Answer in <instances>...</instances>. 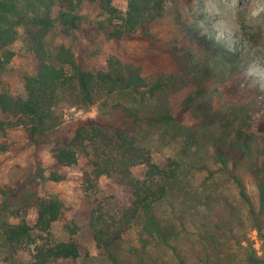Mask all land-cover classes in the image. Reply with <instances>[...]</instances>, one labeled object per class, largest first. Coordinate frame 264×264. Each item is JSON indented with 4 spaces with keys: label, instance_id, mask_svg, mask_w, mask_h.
<instances>
[{
    "label": "rangeland",
    "instance_id": "1",
    "mask_svg": "<svg viewBox=\"0 0 264 264\" xmlns=\"http://www.w3.org/2000/svg\"><path fill=\"white\" fill-rule=\"evenodd\" d=\"M127 1L113 0V5L125 10ZM64 6L63 2L56 3L53 15ZM164 7L163 15L150 25L152 39L136 33L116 41L94 27L90 30L86 22L79 29L55 25L46 33L44 47L49 55L61 46L69 48L78 64L92 71L106 69L107 59L116 56L139 65L142 75L148 79L168 77L173 86L162 97L159 95L160 99L147 102L148 109L159 116V125L141 134L140 141L149 149L152 161L159 165L185 154L186 162L196 167L189 170L193 190L214 191L211 203L214 207L209 218L219 224L209 225L205 231L207 227H203L200 214L188 202L183 207V218H178L184 220L183 227L181 222L178 229L181 233L178 249L188 264L199 263L207 251L210 264H246V252L250 250L264 261V207L260 210L256 187L257 174L264 172V0H165ZM79 13L94 24L106 17L99 1H84ZM194 26L211 29L228 48L243 40L249 41L255 58L244 72L225 69L220 76L201 70L192 57L199 54L202 46L193 42L187 31V27ZM15 29L14 40L0 49V92L24 98V77L38 70L40 60L26 43L24 27ZM6 51L12 52L7 60L3 54ZM254 78L258 84H254ZM71 100L67 96L60 101V114L65 122L96 118L107 111L99 99L86 107L70 105ZM14 120L0 110V188L14 187L19 182L23 185L19 194H28L29 204L33 198L31 193L55 195L64 202L66 208L52 223L51 235L58 240L76 242L80 256L75 260L58 259L53 264H112L94 241L92 211L108 216L128 208L133 200L132 188L117 184L105 175L88 186L83 171L90 172L92 165L91 156L86 155H80L73 165L56 168L64 178L51 180L53 144L33 143L23 126H9ZM162 131L166 134H161ZM244 134L248 136L247 141L242 140ZM217 143L231 145L234 157L239 155L242 145L249 146L250 153L240 156L236 170L251 197L254 215L249 213L227 176L213 171L212 148ZM145 170L144 164L132 167L138 179L144 177ZM3 199L0 194V210H4ZM182 205L176 200L175 211L180 213ZM203 205L198 209L204 211ZM21 207L19 211L25 220L34 225L36 207L27 204ZM163 208L164 205L159 211ZM5 214L10 222L18 220L10 212ZM202 233H207L203 238L207 250ZM136 239V234L130 232L118 249H128L136 244ZM13 261L28 264L30 255L26 250L16 251ZM0 264L12 263L0 253Z\"/></svg>",
    "mask_w": 264,
    "mask_h": 264
},
{
    "label": "trees",
    "instance_id": "2",
    "mask_svg": "<svg viewBox=\"0 0 264 264\" xmlns=\"http://www.w3.org/2000/svg\"><path fill=\"white\" fill-rule=\"evenodd\" d=\"M84 1H99L106 17L95 24L88 20L79 13ZM58 2L65 3V6L54 16L53 6ZM164 3L165 0H128L125 10H121L113 5V0H0V49L14 40L15 28L22 25L26 43L40 60L38 70L24 77L26 97L0 92V110L15 119L9 122V126H23L35 144H53L51 180L64 178L56 168L73 165L80 155H86L91 156L89 162L92 165L90 172L83 171V179L88 186L105 175L133 190V200L128 208L118 209L108 216L92 211L94 241L112 264H188L178 249L177 242L181 238L178 229L183 220L178 218H183V207L189 202L190 207L197 209L196 214H200L203 227H207L205 231L209 225L219 226L217 221L209 218L214 207L211 206L214 191H206V188L193 190L189 170L196 167L186 162L185 154L159 165L152 161L149 149L140 141L143 138L141 134L159 125V116L148 109L147 102L160 99L159 95L162 97L173 86L168 77L148 79L142 75L139 65L124 62L116 56L107 59L106 69H84L69 48L61 46L49 55L44 47V37L55 25L79 29L87 22L90 30L94 27L116 41L136 33L152 39L150 25L163 15ZM187 31L193 42L202 46L192 61L207 73L221 76L225 69H242L244 72L246 65L255 58L252 45L247 40L228 48L209 28L194 26L187 27ZM3 54L7 60L12 52ZM253 82L258 84L256 78ZM67 96L72 98L68 101L70 105L84 107L99 99L107 111L96 118L65 122L60 114V101ZM247 139L244 134L242 140ZM231 149L228 143L213 146V171L227 176L241 201L248 206L249 213L254 215L251 197L236 170L240 156L250 153L249 146L242 145L236 157ZM138 164L146 166L142 179L135 178L132 173V167ZM256 187L261 210L264 207L263 171L257 174ZM21 189L23 185L19 182H15L14 187L6 185L0 188V194L4 196V210H0V253L12 264H16L14 253L20 250L28 251V264L78 259L80 251L76 242L58 240L51 235L52 223L66 208L64 202L55 195L31 193L33 198L29 204L30 197L19 194ZM176 200L183 204L180 213L174 208ZM23 204L36 207L34 225H30L19 211ZM202 204L206 207L204 211L198 209ZM162 205L165 208L159 211ZM5 212H10L18 220L10 222ZM132 231L136 234V244L128 249H118ZM206 234L202 233L201 239L207 250V243L203 240ZM208 258L207 251L197 264H210ZM245 263L264 264V261L250 250L246 252Z\"/></svg>",
    "mask_w": 264,
    "mask_h": 264
}]
</instances>
